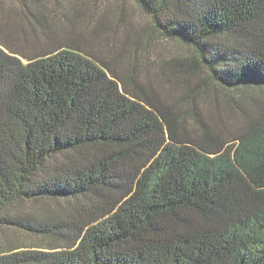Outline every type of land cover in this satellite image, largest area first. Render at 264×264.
I'll return each instance as SVG.
<instances>
[{"label":"trees","instance_id":"trees-1","mask_svg":"<svg viewBox=\"0 0 264 264\" xmlns=\"http://www.w3.org/2000/svg\"><path fill=\"white\" fill-rule=\"evenodd\" d=\"M17 1L0 23V264H264V0H131L177 55L147 27L103 55L75 30L86 1L66 36Z\"/></svg>","mask_w":264,"mask_h":264},{"label":"rangeland","instance_id":"rangeland-1","mask_svg":"<svg viewBox=\"0 0 264 264\" xmlns=\"http://www.w3.org/2000/svg\"><path fill=\"white\" fill-rule=\"evenodd\" d=\"M46 9L49 11L46 13L50 15V11H54L58 14L56 20L59 22L56 25V29L66 36L68 31L67 27L69 22L66 20L65 14L78 15L77 8L82 7L81 3L86 1L84 6V16L77 17L75 30L81 33L83 38H87L89 41V47L93 51L101 52L103 55H112L115 53L113 48L116 50L121 48L124 44L126 33L134 32L136 28L147 27L148 37L154 44H157L158 48L161 46L167 47V52L172 55L182 53L184 50L178 44L166 43L163 44V40L159 37L158 33L152 28L151 19L143 14L139 8L131 0H42ZM2 9H0V23L7 24V17L5 10L7 7H20L17 0H2ZM77 4V5H76ZM5 6V7H4ZM125 8V21L119 19L120 8ZM8 9V8H7ZM110 16V28L104 30L98 36H92L91 32L95 29L101 18H107ZM36 24V22L31 19ZM12 39H17L14 36ZM146 46H141L139 56V66L143 64V55L145 54ZM117 51V50H116ZM123 62V60H122ZM122 62L119 64L122 65Z\"/></svg>","mask_w":264,"mask_h":264}]
</instances>
